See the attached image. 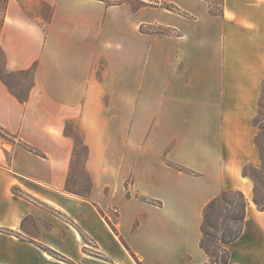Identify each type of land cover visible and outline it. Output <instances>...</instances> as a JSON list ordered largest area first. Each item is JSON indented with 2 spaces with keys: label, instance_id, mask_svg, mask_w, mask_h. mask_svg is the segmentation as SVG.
I'll return each instance as SVG.
<instances>
[{
  "label": "crops",
  "instance_id": "0c3cea01",
  "mask_svg": "<svg viewBox=\"0 0 264 264\" xmlns=\"http://www.w3.org/2000/svg\"><path fill=\"white\" fill-rule=\"evenodd\" d=\"M43 1L46 28L10 0L0 36L8 72L37 66L27 103L0 79V127L16 136L0 138V264H138L122 241L141 264H205L206 205L253 198L242 172L261 162L264 0ZM69 123L86 198L68 190ZM239 241L234 263L264 264L254 202Z\"/></svg>",
  "mask_w": 264,
  "mask_h": 264
},
{
  "label": "trees",
  "instance_id": "16d2710c",
  "mask_svg": "<svg viewBox=\"0 0 264 264\" xmlns=\"http://www.w3.org/2000/svg\"><path fill=\"white\" fill-rule=\"evenodd\" d=\"M9 3L10 0H0V36L3 27L5 25ZM125 3L126 2H115V3L108 2V6H119ZM163 7L167 10H173V6L169 7L164 5ZM1 58L4 59L5 62H7L5 52L0 47V60ZM36 68L37 66L35 64L29 70L23 71V73H28L32 71L34 78ZM0 79L7 86L11 94H13L21 103L23 104L27 103L29 99L30 91L28 95L25 98H23L20 95L10 90V87L6 82V78L4 74L0 73ZM263 95H264V82L262 85V96ZM263 107H264L263 103L259 104L258 114L252 121L253 126H255L258 129L256 144L259 150L261 162L263 163L262 169H264V126H262L263 121L260 119V116L263 115V111H262ZM0 138L2 140H6L8 142L15 144L14 138H16V136H14L13 134L9 133L8 131H6L1 127H0ZM21 146L33 152V149L28 145L23 144ZM248 168H250V166L244 167L242 172L243 177L250 178L252 180L254 184L253 202L260 212H264V196H262V198L259 196L258 188H257L258 178L256 176L251 175L248 172ZM177 169L185 173H190L187 169L183 167H177ZM253 169L254 171H257V169L255 168ZM68 190L79 197H83V198L87 197L86 193L82 194L80 192L72 191L69 188ZM139 199L150 204L159 205L157 201L144 196H140ZM249 205L250 202L248 198L241 190L223 191L218 197L214 198L206 205L202 216L201 240H200V248L206 254L208 259V261L205 264H236L232 260V254L229 250V246L236 243L243 234L245 223L247 221ZM111 227L113 231L116 233V228L113 225H111ZM122 243L126 247V249L130 252L132 257L136 260V262L140 264V261L138 260L136 255L130 251V249L125 245L123 241Z\"/></svg>",
  "mask_w": 264,
  "mask_h": 264
},
{
  "label": "rangeland",
  "instance_id": "374dc122",
  "mask_svg": "<svg viewBox=\"0 0 264 264\" xmlns=\"http://www.w3.org/2000/svg\"><path fill=\"white\" fill-rule=\"evenodd\" d=\"M16 0H12L13 3H15ZM18 1V0H17ZM20 1V0H19ZM22 3L25 5L24 9L26 12V17L29 20V22L38 25L42 28H46V25L50 19L51 16V6L49 4H46L43 0H21ZM109 3H115V2H127L128 0H107ZM177 1V0H152L153 4H161L171 7V2ZM151 2V1H149ZM215 2V1H214ZM218 4H221V0H218L217 2L213 3V7L215 9H220ZM16 14V13H15ZM14 14V15H15ZM0 73L5 75L6 82L8 83L10 90L21 97L25 98L31 87L33 82V74L32 71L28 73L23 72H8L6 69V62L4 59L1 58L0 60ZM264 105V95L261 96V100L259 104ZM263 115L260 116V119L263 121L262 126H264V107L262 108ZM68 129L70 131V134L75 137L76 145H77V152L76 157L74 158V171H73V178L71 184L68 186V188L72 191L80 192L82 194L87 193L89 190V181L84 174L82 167L83 163L87 156V150L82 146V133L81 131L76 127L75 124L69 123ZM261 163V164H260ZM259 165L255 168L257 171H254L252 167L248 168V172L256 176L258 178L257 188L259 196L262 198L264 196V169L263 163L260 162ZM77 177V178H76ZM78 179V180H76ZM79 181V182H78ZM81 181V182H80ZM250 203L253 202L252 196L249 197ZM253 218V216H252ZM251 218L252 221H254ZM253 223V222H252ZM242 243V241L236 242L232 244L230 249L233 251L237 249V247ZM87 253H91L92 250H85ZM237 255V254H236ZM55 258H59L56 255ZM141 264V263H140Z\"/></svg>",
  "mask_w": 264,
  "mask_h": 264
}]
</instances>
